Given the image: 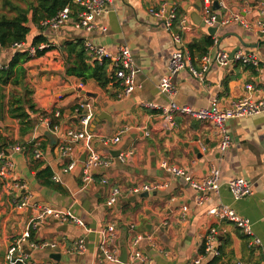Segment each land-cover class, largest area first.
<instances>
[{
    "label": "crops",
    "instance_id": "1",
    "mask_svg": "<svg viewBox=\"0 0 264 264\" xmlns=\"http://www.w3.org/2000/svg\"><path fill=\"white\" fill-rule=\"evenodd\" d=\"M215 1L219 2L220 10H213L214 15L222 19V23L215 26L218 30L213 37L218 40L219 49L230 55L239 50L254 54L259 67L213 64L205 83L183 70L172 79L175 92L171 95L161 93L159 86L169 73L175 43L163 21L150 11L158 10L166 3L175 12L177 7L186 12L181 22L187 19L191 27L182 37L187 49L186 45L192 40L210 36L208 27L192 23L189 13L195 10L196 0H111L108 12L94 22L90 32L77 27V15L58 31L31 26L26 46L18 53L27 52L38 36L44 37L46 42L41 44H49L50 48L44 50L41 57L36 55L24 64L25 86L31 91L28 99L37 110L32 114L30 130L24 132L20 121L8 112L11 97L22 98L25 102V86L0 88L2 144L6 141L9 147L19 145L24 148V152L13 156L10 180L16 177L25 184V189L15 191L10 189V182L0 180L4 184L0 191V264H7L9 247L29 228L30 240L53 242L57 247L32 250L26 246V264H120L108 262L99 249L103 242L102 230L111 225L116 228V236L109 239L112 241L109 243L119 253V261L126 249L127 262L139 252L147 258L146 264H193L203 255L200 248L214 229L217 232L216 255L208 253L203 264L215 258H219L217 264H264V114L228 121L225 129L232 143L223 152L219 130L211 122L178 114L177 128L165 130L161 109L145 106V103H153L165 108L174 102L199 110L208 108L213 100L218 101L221 109L229 108L245 97L264 102V37L255 27L264 0H213V3ZM242 22L248 23L249 27ZM173 32L177 33L174 29ZM76 41L83 42L90 66L94 64L89 62L86 44L103 47L112 56L127 47L139 70L135 91L121 99L118 95L122 88L116 81L103 89L94 80L84 83L67 76L66 44ZM212 51L210 48L209 52ZM15 54L12 48L2 50L0 64L8 66ZM107 75L113 77L112 65L108 66ZM248 85L253 90L248 91ZM83 91L93 96H86ZM80 102L90 104L95 114L89 128L94 135L91 147L110 162L109 167L92 172L95 181L86 189L82 188V169L87 157V142L69 141L67 137L69 131H82L76 111ZM56 112L60 113L57 132L40 124L42 117L54 116ZM124 128H129V132L119 143H102V138H112ZM30 142H34L30 144L34 151L29 147ZM63 146H70L72 157L78 160L76 168L69 173L62 172L68 164V160L60 157ZM36 150L42 153L39 160L34 156ZM122 155H126L125 161L119 159ZM162 162L184 168L197 183L205 181L210 170L216 168L220 172L221 188L199 204L200 193L184 178L164 170ZM46 168L60 177L54 187L44 185L37 178L39 170ZM235 178L250 182L253 195L236 201L227 184ZM104 179L108 180L107 184L102 183ZM145 186L157 188L144 191ZM114 189L120 191V196L115 206L108 207L106 203ZM27 196H31V202L52 209H72L83 225L47 218L32 226L33 210L17 208V203ZM220 205L229 206L249 219L254 237L260 239L261 244L254 246V237L244 235L233 223L208 214L212 207ZM81 239L85 241L86 251L68 253Z\"/></svg>",
    "mask_w": 264,
    "mask_h": 264
},
{
    "label": "built area",
    "instance_id": "2",
    "mask_svg": "<svg viewBox=\"0 0 264 264\" xmlns=\"http://www.w3.org/2000/svg\"><path fill=\"white\" fill-rule=\"evenodd\" d=\"M111 0H74L73 4L78 8L76 13L78 18L77 27L84 29L88 32L93 30L94 22L108 12L109 4ZM151 15L160 19L164 23L166 31L171 34L173 41L175 43V50L170 58L168 66V75L164 77L160 83L159 89L163 94H174V85L172 79L177 76L181 71L188 70L193 78L197 79L199 82L205 83L206 76L213 64H217L220 67H228L232 63L241 64L244 67H259V60L254 54L243 53L242 51H237L233 56L229 53L219 49L218 40H214V44L211 47L213 51L204 55L199 61V67L193 65L189 52L185 49L183 44L182 36L178 33L173 32V24L176 19L175 9L172 7L169 9L168 4L164 3L160 6L158 10L154 8L150 11ZM73 16L72 6H67L61 10L53 19L46 20L42 22L41 27L50 28L54 31L60 30ZM203 21L206 27L213 28L217 23V17L213 12V0H204V6L202 8ZM222 23V22H221ZM227 23V22H226ZM242 24L247 28L249 24L242 22ZM255 27L258 30L260 36L264 37V4L260 8L258 17L255 22ZM181 29L183 32H189L191 27L187 19L181 22ZM105 31V30H104ZM26 43L15 44L12 49L18 53L19 50H23ZM89 50V62L91 64L102 65L104 62H108L109 65L113 66V77L115 81L119 83L122 91L119 93V98H125L131 95L135 89L136 76L139 70L134 62L133 56L127 47H122L116 56H112L103 47H94L89 44L85 45ZM50 48L49 44H41L38 46H31L27 52L31 57H35L38 52L44 51ZM6 68V66L0 64V70ZM84 85L81 83L80 85ZM247 90H253L251 85L247 86ZM145 106L149 109H161L160 116L162 118V126L165 130H173L177 128L178 124L176 121V116L184 115L193 118L198 121H207L214 124L219 130V136L221 137L220 149L225 152L231 145L232 139L225 129V124L233 119H242L252 117L258 114H264V102L253 101L250 97H245L237 102H235L231 107L221 109L220 104L217 100H213L208 108H203L199 110H194L187 106H179L174 102L168 107L160 108L153 103H145ZM77 114L79 115L80 126L82 131H69L68 138L69 141H80L85 140L86 145V160L83 162L82 176H83V189L89 187L94 183L95 178L93 171L100 168H107L110 166V162L102 158L99 154L94 152L91 147L90 141L93 139L94 135L90 132L89 128L92 120L94 119V111L92 106L87 102H80L77 104L76 108ZM55 118L60 117V113H55ZM40 124L45 125L50 130L57 132L58 125H53L50 116L42 117ZM38 129V128H37ZM36 129V130H37ZM129 132V128H124L118 132V134L112 138H102V143L104 145L117 144L120 142L122 136ZM35 140V139H34ZM33 141V140H32ZM34 142H30L32 144ZM204 150H206L204 148ZM24 152V148L16 145L8 147L5 150L0 151V180L8 181L10 189L15 191H20L25 189V184L22 183L18 178L14 177V180H10V177L14 168L13 156L15 153ZM36 160L42 158V153L40 150L34 152ZM60 157L63 160H68V164L62 169L63 173H69L73 171L78 160L72 157V149L70 146H63L60 148ZM126 155L119 157L121 161H125ZM161 167L171 173L174 176L184 178L192 188L200 193L197 201L199 204L204 203L210 194L218 193L220 184V172L216 168L210 170L208 178L202 183L194 182L192 177L187 174L184 168L179 166H169L167 162H162ZM53 180L56 183L60 182L59 175L54 174ZM5 183V184H6ZM103 184H107L108 180H102ZM233 198L236 201L246 199L253 195V186L250 182L245 179L235 178L227 182ZM157 187L145 186L144 191H151ZM120 196V191L114 189L111 193L110 199L107 201L106 206L113 207L117 203ZM18 197V196H17ZM264 203V196H263ZM17 208L21 211H27L30 208L34 212V217L32 220V226H37L41 222L45 221L47 218H53L60 222L67 223L72 222L77 225H83V223L74 215L72 209L67 210H56L50 207L44 206L42 204L31 202V196L24 197L22 201L17 203ZM186 211V208H184ZM208 214L214 218L221 221H229L233 223L244 235L248 237H254L252 223L249 219L240 216L235 210L229 206L220 205L212 207ZM103 242L99 245L101 255L110 263H120V264H146L147 258L143 257L139 252H135L132 256L131 262L121 263L119 261V253L114 250L109 242V239H114L116 236V228L111 225L106 229L102 230ZM217 232L211 229L209 235L206 239V247L204 254L199 256L194 260L193 264H203L205 261V256L208 253L214 252V245L216 242ZM31 233L30 228L21 236L16 238L11 246L9 247L6 254L7 264H26L25 263V252L26 246L32 250H46L54 249L57 247L56 243L51 242H35L30 240ZM252 244L254 246H259L261 240L254 237ZM86 251L85 241L81 239L73 250H69L68 253L78 252L80 254ZM236 264H244L238 262Z\"/></svg>",
    "mask_w": 264,
    "mask_h": 264
},
{
    "label": "trees",
    "instance_id": "3",
    "mask_svg": "<svg viewBox=\"0 0 264 264\" xmlns=\"http://www.w3.org/2000/svg\"><path fill=\"white\" fill-rule=\"evenodd\" d=\"M73 1L74 0H21V2H19L2 0L3 10L0 12V53L2 50L11 49L15 44L26 43L32 30L31 26L40 27L42 22L53 19L65 7L72 6L73 15H76L78 8L73 4ZM176 12L177 16L173 24V29L184 37V33L181 29V20L185 17L186 12L180 7L176 8ZM45 42L46 40L44 37L38 36L33 40L32 45L36 47ZM213 44L214 38L206 35L194 39L186 45L194 66L197 64L198 60L208 54ZM44 52L45 51L38 52L37 56L41 57ZM64 56L66 60V75L69 77L78 78L84 83L89 80H94L103 89H106L115 81L114 77H109L107 75L109 66L107 62H104L102 65L94 64V66H90L87 63V54L84 44L81 41L66 44ZM31 58L29 52L23 51L16 53L8 66L0 70V88H6L9 85L13 87L25 86L26 69L24 68V64L31 60ZM25 91V102L22 98L11 97L12 99L9 101L8 110L11 117L20 121L24 132L31 129L32 114L37 113L31 100L28 99V96H31L29 87L25 86ZM25 105H27V107ZM57 119L58 118H55V116H51L53 125H57ZM1 138L0 136V151L9 147L8 143L5 146L2 144ZM31 145L29 144V147L34 151ZM52 177L53 172L49 168L39 170L37 174V178L42 180L43 184L49 187H54L56 185ZM3 185V182L0 181V191ZM205 247L206 242L200 248L201 254H204ZM218 260L219 258H215L208 264H217Z\"/></svg>",
    "mask_w": 264,
    "mask_h": 264
},
{
    "label": "water",
    "instance_id": "4",
    "mask_svg": "<svg viewBox=\"0 0 264 264\" xmlns=\"http://www.w3.org/2000/svg\"><path fill=\"white\" fill-rule=\"evenodd\" d=\"M203 6H204V2L202 0H196V4L194 6L195 10L192 11L191 13H189V14H190V17H191V20H192L193 25L198 26V27H202V28H206V24L203 21V16L201 15ZM213 10L214 11L220 10V5H219V2L218 1H215L213 3ZM221 22H222V19H221L220 16H218L217 17V23L220 24ZM217 30H218L217 27H213V28L208 27L207 28V32L212 37L215 36ZM236 52L237 51H235L231 55L233 56ZM83 94H85L86 96H89V97H92L93 96L91 93H85L84 92ZM97 123H98V121L95 122L94 126H96ZM6 143L7 142L5 141L3 145L5 146ZM146 197H149V195L147 194ZM127 258H128L127 250L124 249L120 261L122 263H126L127 262Z\"/></svg>",
    "mask_w": 264,
    "mask_h": 264
},
{
    "label": "rangeland",
    "instance_id": "5",
    "mask_svg": "<svg viewBox=\"0 0 264 264\" xmlns=\"http://www.w3.org/2000/svg\"><path fill=\"white\" fill-rule=\"evenodd\" d=\"M13 1H19V2H21V0H13ZM2 10H3V8H2V0H0V12H2ZM83 92H85V91H83Z\"/></svg>",
    "mask_w": 264,
    "mask_h": 264
}]
</instances>
